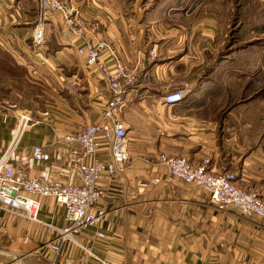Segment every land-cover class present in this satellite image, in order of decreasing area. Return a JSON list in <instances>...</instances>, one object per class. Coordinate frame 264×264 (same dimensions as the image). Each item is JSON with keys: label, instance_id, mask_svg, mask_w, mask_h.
<instances>
[{"label": "crops", "instance_id": "0c3cea01", "mask_svg": "<svg viewBox=\"0 0 264 264\" xmlns=\"http://www.w3.org/2000/svg\"><path fill=\"white\" fill-rule=\"evenodd\" d=\"M64 1L97 25L135 75L119 113L131 169L101 178L106 197L97 208L106 217L77 236L94 258L70 244L59 254L47 249L54 237L47 225L63 227L65 211L52 198H37L35 222L0 206V264H264L263 220L218 210L206 193L165 182L155 161L157 154L192 164L208 159L214 172L233 174L236 185L264 200V0H254L262 19L246 24L243 0ZM36 2L0 0V53L29 65L44 88L33 95L42 107L34 116L0 103V156L27 116L15 161L41 147L47 159L31 162V177L77 183L70 160L79 149L65 138L96 123L110 101V52L87 66L76 54L81 41L57 12L47 16L44 43L33 46ZM179 90L186 91L181 102L162 104L165 93Z\"/></svg>", "mask_w": 264, "mask_h": 264}, {"label": "built area", "instance_id": "2783aa9c", "mask_svg": "<svg viewBox=\"0 0 264 264\" xmlns=\"http://www.w3.org/2000/svg\"><path fill=\"white\" fill-rule=\"evenodd\" d=\"M36 3V23L32 30L33 44L44 43L47 16L49 13L57 12L62 16L70 34L81 41L76 47V54L84 59L87 66L97 64L102 52H110L112 61V72L108 78L110 101L101 111L96 123L65 138L68 144L79 149L70 160L79 180L77 183L31 177L29 172L31 162L47 159L41 147H33L29 159L15 161V153L30 121L29 117L22 116L19 126L0 156V206L18 211L28 220L35 222L40 209L37 198H52L64 208L65 225L63 227L47 225L54 234L52 241L46 246L47 249L59 254L65 244H70L85 252L90 258H94V255L78 242L77 236L106 217V212L97 208L106 197V192L101 188V178L105 176L116 180L131 169L127 151L128 140L119 113L126 102V96L135 87L136 78L126 70L122 60L108 44L99 38L97 25L84 22L75 9L67 7L64 0H37ZM149 56L153 57L152 51L149 52ZM103 71L108 72L106 69ZM68 88L74 93L78 92L76 83H70ZM185 93L186 91L181 90L167 92L161 102L172 106L181 102ZM102 150H107L109 155L105 158L99 157ZM155 161L166 171L165 182L178 181L206 193L218 210L233 208L243 217H256L264 221V200L259 192L236 185L233 174L214 172L209 168L208 159L192 164L184 157L157 154ZM93 209L96 210L92 212ZM67 264H72V261L67 260Z\"/></svg>", "mask_w": 264, "mask_h": 264}, {"label": "rangeland", "instance_id": "374dc122", "mask_svg": "<svg viewBox=\"0 0 264 264\" xmlns=\"http://www.w3.org/2000/svg\"><path fill=\"white\" fill-rule=\"evenodd\" d=\"M243 1L245 5L249 3L248 11L242 15L240 14L245 24L249 21L252 22V18L262 19V11L258 9L254 0ZM35 23L36 14L34 26ZM231 28V30L235 31L238 26ZM244 32H246V30ZM246 34L247 33H242V38H245ZM32 45L35 46L36 44L32 42ZM43 92L44 88L41 83L31 75L29 65L17 64L13 62L7 54L0 53V103L11 105L18 110L24 111V113H27L31 117L34 116L37 109L42 108L39 102H37L38 99L33 95L43 96Z\"/></svg>", "mask_w": 264, "mask_h": 264}]
</instances>
